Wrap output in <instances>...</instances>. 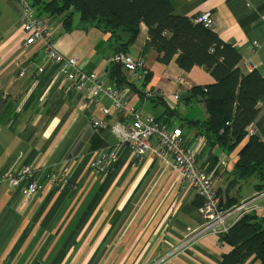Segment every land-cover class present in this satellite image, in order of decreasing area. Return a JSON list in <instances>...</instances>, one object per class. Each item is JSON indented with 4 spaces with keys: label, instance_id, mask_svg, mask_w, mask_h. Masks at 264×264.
Instances as JSON below:
<instances>
[{
    "label": "crops",
    "instance_id": "0c3cea01",
    "mask_svg": "<svg viewBox=\"0 0 264 264\" xmlns=\"http://www.w3.org/2000/svg\"><path fill=\"white\" fill-rule=\"evenodd\" d=\"M169 1L177 16L194 19L210 12L214 21L211 31L240 53L241 74L257 71L264 78V0ZM38 17L46 20L51 41L60 53L79 56L85 71L103 72L106 82L117 87L110 81L116 67L111 62L113 49L109 35L77 27V14L73 15L76 28L71 32L63 29L65 16ZM41 47V40L24 46L17 3L0 0V175H17L23 167L29 166L42 184L37 195L23 202L19 190L0 183V264H35L38 260L45 264L54 258L57 246L65 240L62 236L67 224L88 192L100 183L88 163L97 150L116 143L110 127L122 120L121 114L116 113L105 118L91 103L89 94L83 97L74 92L51 65L37 77L30 73L19 76L21 68L38 64ZM128 55L141 60L148 71L149 79L145 77L139 83L136 76L120 69L126 82L132 84L134 80L133 86L138 91L159 94L166 98L163 102L168 107L175 91L181 90L183 100L177 102V115L168 126L180 129L185 142L198 145L196 150L200 145L203 149V139L196 136L190 122L203 121L207 115L202 102L188 100V96L192 88L205 87L214 79L200 67L185 72L174 61L167 66L158 64L157 53L148 47L145 25L140 26V34ZM120 87L128 90L127 101L143 115L160 119L164 114V104L141 98L126 85ZM103 103L109 105L108 101L103 100ZM257 107L258 115L250 126L264 144V99ZM93 119H105L107 127L94 130ZM247 140L246 135L240 144H246ZM238 151L239 148L226 155L217 150V166L222 169L215 182L221 198L227 192L230 196L240 194L241 201L259 191L253 188L255 179L228 188L232 180L228 173L237 160ZM118 156L111 186L76 236V247L70 249L61 264H87L96 250L97 264L106 261L114 264H221L223 255L229 254L232 247L221 243L220 236L213 235L202 238L182 255L168 259L186 229L196 228L201 222L193 204L196 194L180 182L175 172L149 154L139 164L126 150ZM199 159L202 165L206 163L207 153H202ZM63 167H67L68 175L71 173L76 184L77 193L72 196L70 189L58 183L52 185L48 180L46 170L55 169L52 171L56 173L60 169V173ZM259 203L261 210L256 215L264 218V199ZM115 212H121V218L109 232V219ZM244 264L260 263L249 258Z\"/></svg>",
    "mask_w": 264,
    "mask_h": 264
},
{
    "label": "trees",
    "instance_id": "16d2710c",
    "mask_svg": "<svg viewBox=\"0 0 264 264\" xmlns=\"http://www.w3.org/2000/svg\"><path fill=\"white\" fill-rule=\"evenodd\" d=\"M28 2L37 16L44 15L50 18L65 16L62 24L65 32H71L76 28L73 15L77 14L79 16L77 27L86 31L95 29L109 35L113 54L119 52L128 54L140 34V26L145 25L148 29V47L157 53L158 64L167 66L174 61L185 72L191 71L194 67L206 70L214 82L205 87L192 88L188 96V100L196 99L202 102L207 115L203 121L190 122L196 131V136H200L204 143L203 149H200V145L199 150H196L197 161L199 162L202 153H207L206 163L203 165L199 163L205 166L207 172L214 171L215 178L220 175V169H222L217 166V150L229 155L239 148L237 160L228 173V177L232 178L228 188L241 186L255 179L254 190H264V144L255 134L247 136L246 144H240L246 137L245 129L258 115L257 104L264 99V78L257 71L247 75L241 74L238 68L241 56L236 48L222 42L211 29L195 23L193 18L175 15L169 0H28ZM147 76L148 73L145 76L146 80L149 79ZM110 81L114 82L117 88L126 85L141 98L164 104L158 96L146 98L145 93L138 91L131 83L125 81L117 68L113 70ZM175 108L166 106L162 117L156 120L168 126L170 120L177 115ZM181 140L184 147L193 146L191 142L184 141L182 131ZM113 146H105L104 149L97 150L95 153L110 151ZM197 146L196 144L193 148L196 149ZM79 148H83V145H79ZM123 150L131 155L135 163H140L130 153L127 144L122 146L119 153ZM117 164L118 159L107 165L104 173H96L88 166L100 183H96L88 192L84 202L63 231L62 238L65 240L63 239L57 246L54 258L45 264H61L70 249L76 247V236L86 226L111 186ZM52 170H46L49 181L52 180L50 177L55 179L60 177V169L56 173ZM28 181H35L42 185L38 177L33 176ZM73 182L70 173L58 185H64L65 188L70 189L72 191L70 196H72L77 193L76 184ZM27 183L23 182L21 186ZM57 189L60 188L57 187ZM16 190L18 191L19 188ZM217 195L223 209L236 205L241 199L240 194L230 196L227 192L224 198H221L218 190ZM201 203L202 199L196 195L193 204L198 209ZM120 218L121 212L111 215L109 232ZM26 232L27 229L22 234L23 239L26 238ZM219 240L232 247L229 254L223 255L221 264H244L249 258L264 264V218L254 213L246 214L226 233L220 235ZM96 253L97 250L87 264H97ZM35 264H40V260Z\"/></svg>",
    "mask_w": 264,
    "mask_h": 264
},
{
    "label": "built area",
    "instance_id": "2783aa9c",
    "mask_svg": "<svg viewBox=\"0 0 264 264\" xmlns=\"http://www.w3.org/2000/svg\"><path fill=\"white\" fill-rule=\"evenodd\" d=\"M14 1L18 4L20 10V30L24 35V46L28 47L36 41H42L38 64L35 63V65H27L23 69L21 68L19 76L22 77L30 73L32 77H37L45 71L48 65H51L56 69V74L62 77L74 92L81 94L83 97L84 94L86 97L89 94L91 103L99 109L105 118L115 113L122 116V120L115 121L110 127L116 139L115 145L110 151H106L108 153L104 151L95 153L88 166L96 173H104L107 165L118 159L122 146L127 144L128 150L138 162H141L146 154L157 158L163 165L169 167L178 175L180 182L185 187L191 188L202 199V203L197 209L201 220L199 226L186 229L183 237L168 254V259L182 255L206 236H220L226 233L244 215L259 213L261 210L259 202L264 199V190L239 201L228 209H223L217 195V184L213 176L214 171L207 172L205 166L197 161L194 146H183L180 129L168 127L152 116L143 115L127 101L125 94L128 90L107 83L103 72L85 71L84 62L79 56H66L60 53L51 41V31L46 20L36 15L28 0ZM193 20L195 23L209 29L214 24L210 12L202 13ZM111 62L132 73L139 83L148 73L144 69L141 60H134L128 54L115 53L111 58ZM145 96L146 98L158 96L162 100L166 99L151 91L146 92ZM180 97L181 90L177 89L168 107L175 108ZM103 100L108 101L109 105H105ZM92 127L104 129L107 127V121L105 119H93ZM245 132L249 137L255 134V128L249 125ZM67 174V168H63L60 177L58 179L50 177L52 179L50 182L60 183L63 178L67 177ZM33 176V169L24 167L17 176L8 173L0 175V183H6L10 189L19 188L22 200L26 202L42 189L38 182L28 181ZM23 182L28 183L21 186Z\"/></svg>",
    "mask_w": 264,
    "mask_h": 264
},
{
    "label": "rangeland",
    "instance_id": "374dc122",
    "mask_svg": "<svg viewBox=\"0 0 264 264\" xmlns=\"http://www.w3.org/2000/svg\"><path fill=\"white\" fill-rule=\"evenodd\" d=\"M18 5V4H17ZM39 56H40V54H39ZM124 70V69H123ZM125 72H127V71H125ZM129 73V72H128ZM132 74V73H131ZM134 81V80H133ZM133 81H132V85H133ZM112 82V81H111ZM112 83H114V82H112ZM105 264H114V262H112V261H106L105 262Z\"/></svg>",
    "mask_w": 264,
    "mask_h": 264
},
{
    "label": "water",
    "instance_id": "95a60500",
    "mask_svg": "<svg viewBox=\"0 0 264 264\" xmlns=\"http://www.w3.org/2000/svg\"><path fill=\"white\" fill-rule=\"evenodd\" d=\"M115 67L118 69V70H120L121 69V66L120 65H115ZM183 95L181 96V99H180V101H182L183 100Z\"/></svg>",
    "mask_w": 264,
    "mask_h": 264
}]
</instances>
